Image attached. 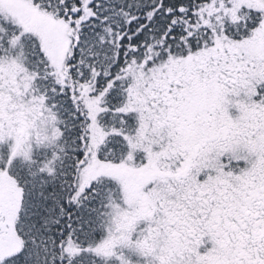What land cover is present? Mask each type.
Wrapping results in <instances>:
<instances>
[{"label":"snow or ice","instance_id":"obj_1","mask_svg":"<svg viewBox=\"0 0 264 264\" xmlns=\"http://www.w3.org/2000/svg\"><path fill=\"white\" fill-rule=\"evenodd\" d=\"M0 264H264V0H0Z\"/></svg>","mask_w":264,"mask_h":264}]
</instances>
